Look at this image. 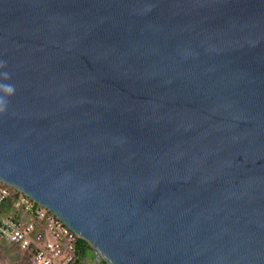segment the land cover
Listing matches in <instances>:
<instances>
[{
	"label": "water",
	"instance_id": "water-1",
	"mask_svg": "<svg viewBox=\"0 0 264 264\" xmlns=\"http://www.w3.org/2000/svg\"><path fill=\"white\" fill-rule=\"evenodd\" d=\"M0 101L93 264H264V0H0Z\"/></svg>",
	"mask_w": 264,
	"mask_h": 264
},
{
	"label": "built area",
	"instance_id": "built-area-1",
	"mask_svg": "<svg viewBox=\"0 0 264 264\" xmlns=\"http://www.w3.org/2000/svg\"><path fill=\"white\" fill-rule=\"evenodd\" d=\"M21 195L13 198L0 183V208L8 206L9 200L12 206L10 216L0 214V238L29 252L30 264H73L77 235L48 210Z\"/></svg>",
	"mask_w": 264,
	"mask_h": 264
},
{
	"label": "crops",
	"instance_id": "crops-1",
	"mask_svg": "<svg viewBox=\"0 0 264 264\" xmlns=\"http://www.w3.org/2000/svg\"><path fill=\"white\" fill-rule=\"evenodd\" d=\"M5 211H6L7 216H10L12 214L11 211H10V214H9V212H7L6 209H5ZM26 219H28V218H26ZM1 242H4V244ZM0 248L2 249L1 254H3V256H2L3 259L0 261L4 262L5 264H18V263H21V261L24 262L25 260H27V261H25L26 263L30 264V253L29 252L21 251L17 247L7 243L6 241L2 240L1 238H0ZM14 252L19 253L22 257H25V258H22V257L19 258L18 256H16L14 254Z\"/></svg>",
	"mask_w": 264,
	"mask_h": 264
},
{
	"label": "trees",
	"instance_id": "trees-1",
	"mask_svg": "<svg viewBox=\"0 0 264 264\" xmlns=\"http://www.w3.org/2000/svg\"><path fill=\"white\" fill-rule=\"evenodd\" d=\"M8 189H10L12 192L11 195L13 198H18V193L17 191H15L12 188L7 187ZM8 205H10V200L8 201ZM7 207V205H3L0 210H5ZM88 253L91 254V250L90 247L87 243H85L84 241H82L81 239H77L76 242V251H75V260L73 264H85L86 260L89 258L88 257ZM99 264H105V262L100 261Z\"/></svg>",
	"mask_w": 264,
	"mask_h": 264
},
{
	"label": "rangeland",
	"instance_id": "rangeland-1",
	"mask_svg": "<svg viewBox=\"0 0 264 264\" xmlns=\"http://www.w3.org/2000/svg\"><path fill=\"white\" fill-rule=\"evenodd\" d=\"M8 189V188H7ZM10 192H12L10 189H8ZM18 196L19 197H21L22 195L20 194V193H18ZM6 210H7V212H9V214H10V211L12 212V206L10 205H8L7 207H6ZM6 214V211L4 210V211H2V210H0V214ZM1 243H3L4 244V242H1ZM2 249L0 248V260H2L3 259V254H1L2 252ZM14 254L16 255V256H18L19 258H21L22 256L19 254V253H17V252H14ZM88 259L86 260V263L85 264H93V260H92V253L90 254V253H88ZM22 258H25V257H22ZM24 260V259H23ZM25 261H27V260H25ZM22 262L21 261V263H18V264H28V263H26V262ZM0 264H5L4 262H2V261H0Z\"/></svg>",
	"mask_w": 264,
	"mask_h": 264
},
{
	"label": "clouds",
	"instance_id": "clouds-1",
	"mask_svg": "<svg viewBox=\"0 0 264 264\" xmlns=\"http://www.w3.org/2000/svg\"><path fill=\"white\" fill-rule=\"evenodd\" d=\"M7 91L10 93L12 91V89L8 88ZM2 103H3V101H0V104H2Z\"/></svg>",
	"mask_w": 264,
	"mask_h": 264
}]
</instances>
